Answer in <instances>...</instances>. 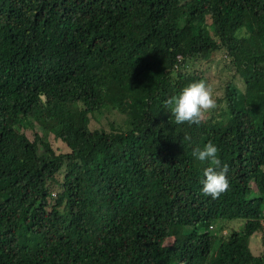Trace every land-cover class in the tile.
Returning a JSON list of instances; mask_svg holds the SVG:
<instances>
[{"label": "trees", "instance_id": "trees-1", "mask_svg": "<svg viewBox=\"0 0 264 264\" xmlns=\"http://www.w3.org/2000/svg\"><path fill=\"white\" fill-rule=\"evenodd\" d=\"M213 62L218 107L177 125ZM262 220L264 0H0V264H264Z\"/></svg>", "mask_w": 264, "mask_h": 264}, {"label": "clouds", "instance_id": "clouds-1", "mask_svg": "<svg viewBox=\"0 0 264 264\" xmlns=\"http://www.w3.org/2000/svg\"><path fill=\"white\" fill-rule=\"evenodd\" d=\"M164 103L170 109L177 125L201 124L207 115L218 107L213 88L203 80L189 83ZM218 152L217 146L208 142L202 149L197 148L192 153L201 163L206 162L208 165L203 171L201 192L213 200L219 199L229 190V167L222 164Z\"/></svg>", "mask_w": 264, "mask_h": 264}, {"label": "rangeland", "instance_id": "rangeland-1", "mask_svg": "<svg viewBox=\"0 0 264 264\" xmlns=\"http://www.w3.org/2000/svg\"><path fill=\"white\" fill-rule=\"evenodd\" d=\"M222 55V54H221ZM220 54H217L215 57H216V59L218 60L219 59V57L221 56ZM222 57H224V55H222ZM203 68H204V74H205V78L207 79V81H208V83H209V85L213 88V91H214V95L215 96H220L222 93H223V87H224V80H226V78H228L229 76H230V74H231V72L232 71H229V72H227V71H222V72H220L219 74H217L216 73V70H217V66H216V64H215V62H213V63H211L208 67H206L205 65H203ZM219 78H221L222 80L220 81L219 80ZM236 78L237 77H235L234 78V83H236V86L238 87V88H240V89H238L239 91H242L241 90V83L238 81H236ZM117 119V118H116ZM99 125H101L103 128H105V129H108V126H107V124H106V122H105V120H101V121H99V122H96V121H94V120H92L91 119V121H90V128L92 129V128H94V127H97V126H99ZM35 131H37V129H35ZM25 135L28 137V138H31V134H30V132L29 131H26L25 132ZM52 146L53 147H58V145L56 144V143H52ZM219 221H222V220H219ZM236 221H239V220H236V219H234V220H228V221H226L227 223H229V224H231V223H233L232 224V226H235V222ZM226 228V230H228V229H230L231 227H229L228 225L225 227ZM225 228L223 229V231H222V233L225 231ZM191 229H192V226H191ZM202 230H204V228L203 229H199L198 231H202ZM261 230H263L264 231V220H262L261 221ZM188 231H190L189 229L187 230V232ZM209 231H211V232H217L218 231V229H217V226H214L213 225V227H212V229H210ZM257 234H258V236H257ZM170 240V238H166L165 240H164V242H167V241H169ZM258 241V242H257ZM256 244L257 245H259V247H260V232L259 231H256L255 233H254V235L250 238V240H249V247H250V245H251V250H252V252H255V247H256Z\"/></svg>", "mask_w": 264, "mask_h": 264}]
</instances>
